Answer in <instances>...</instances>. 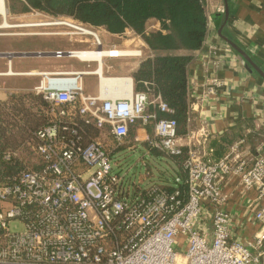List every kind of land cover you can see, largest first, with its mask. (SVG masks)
Segmentation results:
<instances>
[{"label": "built area", "instance_id": "1", "mask_svg": "<svg viewBox=\"0 0 264 264\" xmlns=\"http://www.w3.org/2000/svg\"><path fill=\"white\" fill-rule=\"evenodd\" d=\"M207 1L202 0L208 30ZM68 20L54 24L70 27V35L92 36L96 47L60 49L56 56L81 53L93 60L89 54L98 49L110 58L130 55H113V49L123 50L103 48L96 28ZM85 72L38 73L42 81L35 93L49 103L53 119L34 133L32 150L40 165H27L0 183V264H264L261 148L252 154L238 139L216 158L211 129L201 120L200 103L222 81L208 78L202 93L189 86L187 130L180 133L175 118L160 115L174 110L153 82L143 80L140 90L132 84L124 96L90 94ZM76 115L98 135H80ZM142 141L181 159L172 182L131 183L119 170L115 157L121 152L111 143H129L125 150L135 151Z\"/></svg>", "mask_w": 264, "mask_h": 264}, {"label": "crops", "instance_id": "2", "mask_svg": "<svg viewBox=\"0 0 264 264\" xmlns=\"http://www.w3.org/2000/svg\"><path fill=\"white\" fill-rule=\"evenodd\" d=\"M210 24L202 47L194 52V59L188 66V80L192 92L205 91L208 78L217 77L222 81L214 94L204 98L201 104V120L208 122L212 132L210 143L215 149V157L223 156L231 143L244 139V146L252 154L261 148L264 155V78L252 69L233 48L226 52L221 45L229 44L231 39L246 51L251 59L264 71V0H208ZM218 6L225 8V13L217 11ZM9 13H12L9 6ZM157 26V23H154ZM101 34L121 37L101 30ZM106 35V36H107ZM123 38V37H121ZM141 42V40H140ZM39 46H18L16 42L1 52H30L32 55H14L8 57L0 54V104L8 101L10 96L27 94L39 96L35 87L42 81L41 71L71 73L87 71L83 74L85 91L90 94L103 93L105 96H124L130 88L126 82L124 88L106 91L101 87L98 72L104 76L131 79L135 87L133 72L139 61L129 67L123 57L110 58L102 56V61L86 60L79 56H56V50L92 49L93 41L80 38L73 43H43ZM103 43V48L123 47L120 44ZM144 48L145 42H141ZM94 48V47H93ZM40 52L41 54H37ZM36 53V54H35ZM98 72H97V71ZM127 85V87H126ZM136 89V87H135ZM41 97V96H40ZM51 109H43L49 119H53ZM44 114V115H45ZM161 115V114H160ZM191 126V125H190ZM187 130V124L181 131ZM99 131V130H98ZM140 132L144 130L140 129ZM146 131V130H145ZM151 131V127H147ZM99 133V132H98ZM110 138V142H111ZM112 149L114 147L113 142ZM256 226H252V233Z\"/></svg>", "mask_w": 264, "mask_h": 264}, {"label": "trees", "instance_id": "3", "mask_svg": "<svg viewBox=\"0 0 264 264\" xmlns=\"http://www.w3.org/2000/svg\"><path fill=\"white\" fill-rule=\"evenodd\" d=\"M15 3L10 5L13 13L37 9L121 37L129 32L139 35L152 55L134 69L135 87L144 89L143 80L153 82L174 110L161 116L175 118L179 132L184 133L181 127L184 129L187 124L188 66L207 33L208 19L202 0H18ZM154 23L159 26L151 27ZM48 108L49 103L42 97L27 94L12 95L0 104V183L9 181L27 165H40L32 145L36 142L35 131L51 121L42 112ZM76 116L74 126L80 135L86 140L98 135L94 125ZM7 153L11 155L9 159L4 157Z\"/></svg>", "mask_w": 264, "mask_h": 264}, {"label": "rangeland", "instance_id": "4", "mask_svg": "<svg viewBox=\"0 0 264 264\" xmlns=\"http://www.w3.org/2000/svg\"><path fill=\"white\" fill-rule=\"evenodd\" d=\"M13 2H18V0H5L6 7L9 8ZM16 4V3H15ZM20 9V4H17ZM6 19L8 22L14 25L13 27H0V48H6L9 43L12 44L16 42L18 46H39V44L52 42H63L65 44L73 43V41H78L80 38H89L94 41L93 37L90 35H70L67 31L71 28L65 24H54L59 21H67L70 17L55 16L44 11L37 9H30L27 12L20 13H9L7 12ZM3 21V17L0 15V23ZM69 21V20H68ZM78 22V21H77ZM24 23H39L30 26H19ZM42 23V24H40ZM101 30L96 29L100 35L101 41L106 44L116 43L122 44L123 47H116L122 49L123 51H131L127 56H123V60L129 63V67L135 61H141L145 57L151 55L148 50L147 45L143 48L141 42L143 40L141 37L131 34L121 37H110L107 34H101ZM62 32L63 34H58ZM107 35V36H106ZM141 40V42H140ZM96 47V46H92ZM111 48V47H110ZM141 50V55H133L134 51ZM133 53V54H132ZM138 62V64H139ZM134 72V70H132ZM8 112V111H6ZM135 135V129L130 132V139ZM127 144L120 145L116 148V151L121 152V158L118 156L115 158V162H119V170L125 174L126 179L131 183H145L149 178L152 180H157L160 182H172L175 175L179 174L181 171L179 159L170 157L160 153L156 149H151L147 142L142 141L137 145L135 144V151L125 150Z\"/></svg>", "mask_w": 264, "mask_h": 264}, {"label": "bare ground", "instance_id": "5", "mask_svg": "<svg viewBox=\"0 0 264 264\" xmlns=\"http://www.w3.org/2000/svg\"><path fill=\"white\" fill-rule=\"evenodd\" d=\"M7 12H8V9L6 7L5 0H0V15L3 17V21L0 23V27L18 26V25L11 24L10 22L7 21V19H6ZM35 24H39V23H24V24H20L19 26H30V25H35ZM40 24H42V23H40ZM115 50L116 49H113V55H119L121 53L128 54L129 52H131V51L121 52L119 50H116V51ZM105 54L106 53L104 50L98 49V50H95L93 53H90L89 55L91 56L92 59L102 61L101 56L105 55ZM80 55H81V58H84L83 54L80 53ZM123 82L127 83L128 88L131 87V79L130 78L123 79L120 77H115V76L110 77V76H104V75H102V77H101V87L103 89H105L106 91H113V90L118 89V88H124L125 83H123ZM127 85H126V87H127Z\"/></svg>", "mask_w": 264, "mask_h": 264}, {"label": "water", "instance_id": "6", "mask_svg": "<svg viewBox=\"0 0 264 264\" xmlns=\"http://www.w3.org/2000/svg\"><path fill=\"white\" fill-rule=\"evenodd\" d=\"M8 9V8H7ZM9 11V9H8ZM227 42L229 43V45L231 47H233L238 53L239 55L242 57L243 62H247L248 65H250L252 67V69H255L263 78H264V71L261 69V67L259 65H257L249 56V54L244 51L238 44H236L235 42H233L231 39L226 38ZM1 55H6L8 57H12L14 55H32L34 53H30V52H20V53H14V52H1ZM36 54V53H35ZM37 54H41L40 52H38Z\"/></svg>", "mask_w": 264, "mask_h": 264}]
</instances>
